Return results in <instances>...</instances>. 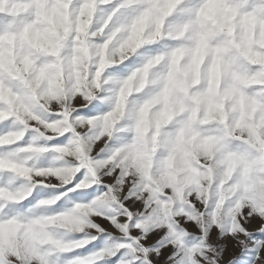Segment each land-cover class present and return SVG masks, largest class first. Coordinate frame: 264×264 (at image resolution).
Listing matches in <instances>:
<instances>
[{"label": "snow or ice", "instance_id": "1", "mask_svg": "<svg viewBox=\"0 0 264 264\" xmlns=\"http://www.w3.org/2000/svg\"><path fill=\"white\" fill-rule=\"evenodd\" d=\"M0 264H264V0H0Z\"/></svg>", "mask_w": 264, "mask_h": 264}, {"label": "rangeland", "instance_id": "2", "mask_svg": "<svg viewBox=\"0 0 264 264\" xmlns=\"http://www.w3.org/2000/svg\"><path fill=\"white\" fill-rule=\"evenodd\" d=\"M238 251H239V249H235V250H233L232 254H233V255H234V254H237Z\"/></svg>", "mask_w": 264, "mask_h": 264}]
</instances>
